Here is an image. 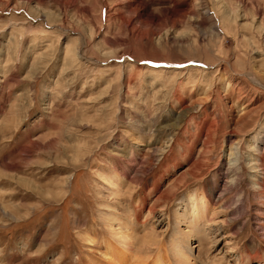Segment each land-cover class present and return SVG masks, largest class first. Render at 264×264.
<instances>
[{"label": "rangeland", "instance_id": "obj_1", "mask_svg": "<svg viewBox=\"0 0 264 264\" xmlns=\"http://www.w3.org/2000/svg\"><path fill=\"white\" fill-rule=\"evenodd\" d=\"M263 173L264 0H0V264H264Z\"/></svg>", "mask_w": 264, "mask_h": 264}, {"label": "bare ground", "instance_id": "obj_2", "mask_svg": "<svg viewBox=\"0 0 264 264\" xmlns=\"http://www.w3.org/2000/svg\"><path fill=\"white\" fill-rule=\"evenodd\" d=\"M80 57H83V53H80ZM208 62V61H207ZM210 65H214V63H211V62H208ZM154 72V71H153ZM249 76V75H248ZM250 80L252 81H255L253 78L249 77ZM256 82V81H255ZM255 84V83H254ZM257 84V83H256ZM182 119V118H181ZM169 141V140H168ZM236 154L235 152H233V148H230V155H234ZM254 163V161H253ZM254 165L256 167H258L257 163H254ZM255 166L253 167V169H255ZM263 166V165H262ZM260 167V166H259ZM256 171V170H255ZM264 174V173H263ZM254 180V179H253ZM264 181V180H263ZM260 182L258 183V180L255 181V187L260 191V193H264V182ZM196 200L195 199H190L189 201H183L182 204H184L185 206V210H184V215L187 217H190V218H194V226H192V228L188 229L187 231H192L193 230V227L195 228H198V227H202V222L203 221H209L212 220V217L209 218L208 217V210H207V206L206 205H199L195 202ZM200 201H202V198L200 199ZM189 202V203H188ZM199 203V202H198ZM189 204V205H188ZM188 208V209H187ZM179 217V216H178ZM111 219H114V217ZM110 219V221H111ZM114 221V220H113ZM210 222V221H209ZM261 223V222H260ZM259 223V224H260ZM111 224H113V222H110V224L108 225L109 226V230L112 232V235L115 237L114 239H122L123 242V246H129V240L130 238L127 237V235L124 233L125 232V229L124 228H121L119 226H116V227H113L111 226ZM179 225V224H178ZM186 226V225H185ZM127 231V230H126ZM187 237H190L191 236H187ZM122 244V243H121ZM174 244V243H173ZM175 247V254L176 255H173V260L175 262V264H195L193 262V258L192 257V254L190 253V250L187 248V247H181L180 243L177 242V244L174 246ZM110 249V248H109ZM173 249V248H172ZM127 250V249H126ZM131 253V252H130ZM110 254V251L109 253ZM104 255V258L108 261H111L112 262L114 261L115 264H117V262L114 260L113 257H111L110 259V256L111 255ZM157 257V256H156ZM264 258V257H263ZM138 261V260H137ZM144 261V260H143ZM142 261V262H143ZM263 261V259H261V262ZM152 264H173L171 258H166V259H160V260H155Z\"/></svg>", "mask_w": 264, "mask_h": 264}]
</instances>
